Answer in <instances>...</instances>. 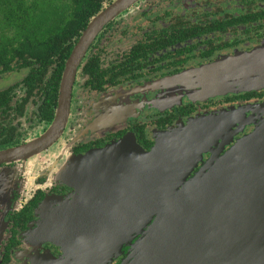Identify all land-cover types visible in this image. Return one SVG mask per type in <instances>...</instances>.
<instances>
[{
  "label": "flooded vegetation",
  "instance_id": "af4514ba",
  "mask_svg": "<svg viewBox=\"0 0 264 264\" xmlns=\"http://www.w3.org/2000/svg\"><path fill=\"white\" fill-rule=\"evenodd\" d=\"M53 1L60 21L70 20L75 1ZM115 1H105L77 40L66 43L59 83L49 80L59 53L45 75L24 47L11 50L13 65L10 56L0 64V151L47 131L68 58L90 21ZM249 56L264 60V0H135L109 20L77 68L59 136L37 153L0 160V264L120 263L131 245L118 239L138 236L118 231L117 209L98 200L109 192H79L76 158L124 140L150 151L166 131L230 114V132L206 139L211 143L187 179L193 177L264 123V84H258L264 73L236 64ZM222 83L231 85L209 92ZM120 174L114 168L101 177L107 183ZM65 213L68 242L54 236Z\"/></svg>",
  "mask_w": 264,
  "mask_h": 264
},
{
  "label": "water",
  "instance_id": "95a60500",
  "mask_svg": "<svg viewBox=\"0 0 264 264\" xmlns=\"http://www.w3.org/2000/svg\"><path fill=\"white\" fill-rule=\"evenodd\" d=\"M133 1L116 0L90 21L66 63L54 121L35 140L0 151V160L37 153L59 136L86 50L101 28ZM236 64L246 67L241 70L245 73H264L258 56ZM229 85L208 90L219 92ZM228 117L194 119L166 131L150 151L124 140L76 158L79 192H109L98 200L117 209L118 231L138 236L134 242L118 239L131 245L118 264H264V123L187 179L211 143L206 139L223 136L234 123ZM114 168L120 177L106 183L101 176ZM62 215L54 236L68 242L63 230L68 217Z\"/></svg>",
  "mask_w": 264,
  "mask_h": 264
},
{
  "label": "trees",
  "instance_id": "16d2710c",
  "mask_svg": "<svg viewBox=\"0 0 264 264\" xmlns=\"http://www.w3.org/2000/svg\"><path fill=\"white\" fill-rule=\"evenodd\" d=\"M75 12L70 20L58 22L55 17L56 4L53 0H0V64L10 56V65L15 58L12 49L24 47L32 50L28 57L42 63L45 75L53 64V55L60 54L61 63L50 83H59L70 46L86 27L105 1L74 0ZM12 33V35L8 34ZM51 120V116L48 118Z\"/></svg>",
  "mask_w": 264,
  "mask_h": 264
},
{
  "label": "rangeland",
  "instance_id": "374dc122",
  "mask_svg": "<svg viewBox=\"0 0 264 264\" xmlns=\"http://www.w3.org/2000/svg\"><path fill=\"white\" fill-rule=\"evenodd\" d=\"M55 17L60 21L61 19H62V16H61V11L59 10V8L57 9V12H55ZM234 122H235V120H234ZM232 126V125H231ZM230 126V127H231ZM230 130H231V128H229L228 129V132H230ZM76 169H75V171L74 172H72V176H74L75 178H77V177H79L80 178V174H79V166L76 164ZM78 178V179H79ZM78 179H76L75 180V182H77V180ZM190 179V178H189ZM70 183H72V182H70ZM46 206V205H45ZM44 206V207H45ZM48 207V206H47ZM46 207V208H47ZM50 207V206H49ZM68 207H67V205L66 206H64V207H62V208H60V209H58V210H53V212H57V211H59V210H64V209H67Z\"/></svg>",
  "mask_w": 264,
  "mask_h": 264
}]
</instances>
